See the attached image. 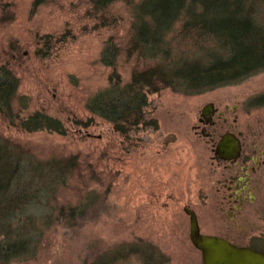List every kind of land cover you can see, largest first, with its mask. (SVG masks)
<instances>
[{"label": "rangeland", "instance_id": "obj_1", "mask_svg": "<svg viewBox=\"0 0 264 264\" xmlns=\"http://www.w3.org/2000/svg\"><path fill=\"white\" fill-rule=\"evenodd\" d=\"M33 1L0 0V66L18 78L17 96L26 99L21 118L45 113L62 123L65 134L28 133L0 118V135L37 161L78 158L77 170L57 195L59 204L75 205L87 190L92 195L71 226L53 222L38 234L41 241L32 257L8 264H143L145 259L202 264L200 252L179 241L188 230L184 207L195 211L204 233H224L229 227L233 236L264 238V169L257 179L256 206L233 222L217 203L216 181L223 169L212 162V145L228 124L244 132L247 142L254 132L263 142L264 106L254 105V99L264 94V71L201 94L170 88L148 94L145 116L155 127L140 125L120 135L86 107L89 97L108 85L113 69L126 83L132 70L158 61H203L202 54L218 51L216 39L186 31L188 16L181 11L162 33L164 56L130 57L126 48L132 36V4L140 0H117L100 11L90 0H47L34 11ZM256 5L262 21L264 0ZM46 36L51 38L49 49ZM107 44L119 50L114 68L101 62ZM209 102L227 118L209 127L212 138L202 135L198 123ZM133 248L136 254L128 252Z\"/></svg>", "mask_w": 264, "mask_h": 264}, {"label": "trees", "instance_id": "obj_2", "mask_svg": "<svg viewBox=\"0 0 264 264\" xmlns=\"http://www.w3.org/2000/svg\"><path fill=\"white\" fill-rule=\"evenodd\" d=\"M114 1L117 0H90L95 11L104 10ZM258 1L140 0L132 4L134 20L127 56L135 53L164 56L167 50L161 49L162 33L181 11L188 16L183 28L214 37L218 51L202 54L203 61L172 64L158 61L145 69H134L126 83L120 81L113 69L108 85L89 97L87 109L109 122L115 132L128 135L140 125H156L145 116L148 94L163 88L185 95L201 94L264 71V20H258L255 9ZM46 2L34 0L33 10ZM46 39L49 49L51 38L46 36ZM118 53L114 45L107 44L101 53V62L113 67ZM18 86L14 73L1 65L0 118L28 133L46 130L65 134L62 123L45 113L36 111L21 118L26 99L17 96ZM254 105L264 106V94L255 97ZM77 160L71 156L37 161L28 150L0 135V264L32 257L41 241L39 233L42 235L53 222L71 226L86 209L83 201L92 195L88 190L84 200L75 205L59 204L57 200L60 190L77 170ZM128 250L130 254L137 253L134 248Z\"/></svg>", "mask_w": 264, "mask_h": 264}, {"label": "flooded vegetation", "instance_id": "obj_3", "mask_svg": "<svg viewBox=\"0 0 264 264\" xmlns=\"http://www.w3.org/2000/svg\"><path fill=\"white\" fill-rule=\"evenodd\" d=\"M234 111L233 109L231 110ZM223 123L227 122V118L224 116V112L218 110L213 102L206 103L199 114L198 123L202 126V135L212 138V134L209 131V127L216 125L219 121ZM236 120H234L235 122ZM233 136L239 140L240 152L239 156L235 160H221L214 154V148L223 136ZM244 132H235L233 123L228 124V129L224 131L219 138L213 143L214 160L218 165L222 166L223 171L220 173L221 178L216 182V196L217 203L220 206V210L225 212L227 218L233 222H236L237 215L243 213L248 207L254 208L257 203V179L259 173L264 169V140L259 141L258 132L253 134L249 141H246ZM185 208V207H184ZM183 208V211H184ZM193 211L197 219L199 231L203 235H212L223 238L229 243L236 246L249 247L257 249L264 253V249L255 248L254 246L264 245V238L260 235L246 236V234H236L233 236L232 230L229 227H224V233H204L201 231L199 224V217L194 210ZM185 213V212H184ZM186 214V213H185ZM187 215V214H186ZM188 216V215H187ZM189 219V216H188ZM181 244H190L193 246L189 238V223L188 230L185 231L184 237L179 240ZM194 247V246H193ZM195 248V247H194ZM196 249V248H195ZM201 257V255H200ZM155 261V260H154ZM202 263V260H201ZM143 264H161L146 260Z\"/></svg>", "mask_w": 264, "mask_h": 264}, {"label": "water", "instance_id": "obj_4", "mask_svg": "<svg viewBox=\"0 0 264 264\" xmlns=\"http://www.w3.org/2000/svg\"><path fill=\"white\" fill-rule=\"evenodd\" d=\"M240 149L237 138L225 135L214 148V154L224 161L235 160ZM184 212L189 216L190 241L200 252L202 264H264L263 252L233 245L217 236L201 234L193 211L185 207Z\"/></svg>", "mask_w": 264, "mask_h": 264}]
</instances>
